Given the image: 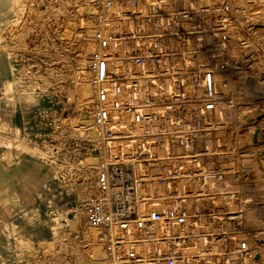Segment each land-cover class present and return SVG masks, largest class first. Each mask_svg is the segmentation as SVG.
Listing matches in <instances>:
<instances>
[{"label":"rangeland","instance_id":"374dc122","mask_svg":"<svg viewBox=\"0 0 264 264\" xmlns=\"http://www.w3.org/2000/svg\"><path fill=\"white\" fill-rule=\"evenodd\" d=\"M100 1L24 0L25 9L20 4L18 7L25 11L14 28L9 27L7 20L2 21L0 14V34H3V43L0 44V108L12 111L7 104L8 95L1 89L4 82L12 81L13 74L4 71L6 59H9L14 64V74L28 86L30 89L28 93L37 99L30 114L31 119L25 125L27 130L22 125L18 111H15L12 121L21 128L20 139L29 140L35 146L44 144L49 149L46 156L30 158L34 162L46 161L51 165L45 179L40 181L37 190H34L36 184L31 175H15L2 160L5 154L12 155L14 159L23 157V153H15L16 150L12 147L16 143L15 135L11 132L6 133L4 148H0V249L2 254L7 256L6 235H13L12 260L17 264H95L91 252L94 245H98L97 260L100 264H107V252L101 242L102 238L90 230L83 219L84 203L95 188L93 169L101 159L108 158L113 151L116 152L119 143V138L113 139L111 135L103 138L101 134H97L91 120L89 125L82 123L86 113L92 114L95 98L93 84L86 77L88 59L84 58L89 56L95 43L91 44L90 49L86 46L91 43L90 41L95 42L97 36L95 31L98 28H100L98 34H101L107 31L111 24V19L105 18L102 12H99ZM233 1L237 5L234 4V9L243 7L263 13H256L257 16L250 14L244 16L243 19L246 20L244 24H249L246 27L236 10L230 6ZM233 1H194V5L202 4L201 7H207L202 9L207 13L206 17L205 14L195 13L192 20V23L196 24L193 29V44L191 46L190 43L187 44L191 58L184 57V60L175 61L176 66L183 69L184 73H180L174 83H171L170 79H163L165 89L161 93L164 101L159 99V103L154 107L160 114L165 104L175 101L177 105L175 123L172 120L171 125L168 119L171 126L170 128L168 126L167 130L179 129L177 135L183 138L182 140L178 138L170 145L178 157V179L168 186L170 190L167 197L172 198L161 200L169 204L175 199L181 205H188L191 211L199 215L194 217L195 220L190 226L193 241L181 247L183 251L188 249V252L194 255L198 252H207L201 256L202 260L199 259L198 264H264L262 250L264 247L255 245L264 242V189L260 188L261 182L249 177L248 170L254 169L247 159L241 160V163L248 169L239 172L237 155L239 147L242 146L238 140L239 133L243 135L245 132L241 131L242 125L245 124L248 114H251L252 108L261 105L259 104L261 99L252 96L250 91H245L240 81L245 79L244 76L250 75L264 80V50L258 40L253 38L252 32L248 33L249 27L257 28L264 23V2ZM83 2L85 4L82 5ZM87 5L88 7H85ZM47 8L49 12L46 11ZM256 22L260 24L257 25ZM24 25L27 26L24 44L16 45L10 32L12 29L21 30ZM89 29L95 34H88ZM258 36L260 40H264V29L259 31ZM179 46L182 47L181 44ZM6 53L10 54L6 56ZM207 69L210 72L205 76L203 70ZM241 76L243 78L240 80ZM132 78L134 77L130 79ZM136 79L134 82L132 79V83L128 82L130 85H126V90L129 91L128 87L135 82L141 86L149 84L146 80ZM141 86L140 88L144 89ZM171 86L175 88L174 96L170 92ZM12 94L16 110L17 87H13ZM125 95L126 101L130 104L137 102L140 97L139 93L129 91L119 94L118 100H124ZM141 95L145 98L147 92ZM207 102L212 103L211 107H206ZM119 104L123 103L120 101ZM116 116H120L119 113ZM167 132L163 131L164 134H168ZM163 139L165 140L161 147L164 151V148L167 149L168 138L165 136ZM221 150L229 153L228 159H218L217 154ZM242 153L248 152L244 150ZM35 167L34 164L30 165L31 170ZM135 175L139 176V171ZM65 185H70L78 193L66 215L71 225L65 237L59 236L56 239V242L63 243L59 246L48 236L44 227L36 223L35 218L27 220L25 217L27 210L33 206L34 209H39V216L36 218L53 220L56 215L55 208L43 206L40 195L36 193L45 187L52 191ZM173 186L180 187L181 197L174 198V195H178L179 189ZM150 187L156 186L150 184ZM161 187L136 188L134 191L136 196L150 197L146 200L147 203L139 201V204H143L138 212L146 205L148 207L161 205L162 201L153 204L150 195L154 189ZM257 235L262 237L258 238ZM18 241H29V248L24 249ZM53 253L55 257L52 256Z\"/></svg>","mask_w":264,"mask_h":264},{"label":"built area","instance_id":"2783aa9c","mask_svg":"<svg viewBox=\"0 0 264 264\" xmlns=\"http://www.w3.org/2000/svg\"><path fill=\"white\" fill-rule=\"evenodd\" d=\"M194 1H100L99 12L113 20L107 31L100 35L97 32L95 45L87 57L86 74L95 91L90 120L97 134L119 138V143L116 152L101 159L93 169L95 188L84 203L83 219L102 238L107 264H198L207 253L201 252L200 258H196L181 248L193 241L190 226L194 217L199 216L188 205L175 199L169 204L161 200L160 206L138 212L139 201L149 197L136 196L134 192L139 186L168 188L178 176V157L173 149L163 152L165 159H158L160 156L155 152L163 135L169 138L170 145L178 138L183 139L176 129L167 130L168 119L171 125L172 120L175 123L176 102H164L168 105L160 114L154 107L159 99L164 101L161 93L165 89L164 80L174 83L184 73L175 61L191 58L187 44H193L196 24L192 20L195 13L205 17L207 13L202 11L207 7L194 5ZM209 72L203 70L205 76ZM131 77L132 82L138 78L137 81L146 80L149 84L142 85L144 89L137 82L128 87L140 94L134 104L113 105L114 97L129 92L126 85L132 83ZM144 92L145 98L141 95ZM170 92L174 96V86ZM211 105L206 103V107ZM163 131H169L170 136L162 134ZM222 151L217 154L218 159H228L229 153ZM138 171L139 176L135 175Z\"/></svg>","mask_w":264,"mask_h":264},{"label":"bare ground","instance_id":"6f19581e","mask_svg":"<svg viewBox=\"0 0 264 264\" xmlns=\"http://www.w3.org/2000/svg\"><path fill=\"white\" fill-rule=\"evenodd\" d=\"M233 1V0H232ZM248 1V0H247ZM261 3L264 2V0H257L256 2H260ZM238 2V0H237ZM244 2V1H243ZM242 2V3H243ZM250 2V1H248ZM245 3V2H244ZM247 3V2H246ZM20 4V6L25 9L24 6V0H0V14L2 16V21L7 20L9 23V27L12 26V28H14V26L18 25L17 23L20 21V19L22 18L23 15V10L22 8L20 9V7H18ZM81 4V3H80ZM85 4L84 2L82 3V5ZM188 4V3H187ZM232 4V5H231ZM235 1L230 3V6H235ZM249 4V3H248ZM247 4V5H248ZM260 4V3H258ZM256 3V5H258ZM264 4V3H263ZM262 4V5H263ZM202 5V4H201ZM245 4H243L244 6ZM255 5V4H254ZM237 6V5H236ZM246 6V5H245ZM249 6V5H248ZM31 6H29L30 8ZM84 7V6H83ZM85 7H88L85 6ZM204 7V6H203ZM254 7V6H253ZM252 7V8H253ZM255 8V7H254ZM259 8V7H256ZM261 8V7H260ZM31 9V8H30ZM205 9V8H204ZM249 8H236L233 10H236L237 15L239 17V19L241 20V22L244 24L246 23L243 19L244 16H247L248 14L250 15H256V13H263V12H256V11H248ZM28 10V9H27ZM78 10V8H77ZM83 10V9H82ZM207 10V9H206ZM261 10V9H260ZM263 10V9H262ZM47 12L48 8L46 9ZM81 11V10H80ZM87 11V10H86ZM89 11V10H88ZM206 12V11H205ZM247 12V13H246ZM58 13V10L56 11V14ZM246 13V14H245ZM53 14H55V12H53ZM236 14V13H235ZM259 15V14H258ZM257 16V15H256ZM262 16V15H259ZM264 16V14H263ZM237 17V16H236ZM254 17V16H253ZM110 18V17H109ZM113 18V17H112ZM112 18L111 21L113 20ZM259 18V17H258ZM263 18V17H262ZM246 19V18H245ZM255 19H257L255 17ZM253 20V19H252ZM261 20V18L259 19ZM264 20V19H263ZM263 22V21H262ZM114 23V22H113ZM84 24V23H83ZM112 24V23H111ZM110 24V25H111ZM221 24V23H220ZM256 24H260L258 22H256ZM247 25L249 24H244V26L247 27ZM255 25V24H254ZM253 25V26H254ZM43 26V25H41ZM227 26V25H226ZM252 26V25H251ZM21 29V27H20ZM91 29V28H90ZM90 29L87 31L88 34L89 33H93L97 35V32L100 30V28H98V30H96L95 32H90ZM264 29V23L260 24V27L257 28H253V27H249L248 28V33L252 32L253 38L255 37L258 42L262 45L261 48L262 50H264V40H260L258 34L259 31ZM262 32V31H261ZM26 33H27V26L24 25V28L21 30H15L12 29V31L10 32V36L12 38V40H15V44L16 45H22L24 44V39L26 38ZM239 34V33H238ZM262 34V33H261ZM100 35V34H98ZM247 35V34H246ZM89 37V35H87ZM91 36V35H90ZM262 36V35H261ZM260 36V37H261ZM85 37V36H84ZM97 37V36H96ZM252 38V36H251ZM3 34H0V44H2L3 42ZM230 41V40H229ZM239 41V40H238ZM91 43L89 45H87L86 47H88L90 49L91 44L95 43L90 41ZM85 43V42H84ZM82 44V43H81ZM85 45V44H84ZM92 49V47H91ZM228 49V48H227ZM260 49V48H259ZM261 50V49H260ZM259 50V51H260ZM77 51V50H76ZM91 51V50H90ZM87 52V51H86ZM10 53H6V56L9 55ZM88 56V55H87ZM87 58V57H84ZM85 60V59H83ZM84 62V61H83ZM252 62V61H251ZM260 63V62H259ZM13 63L9 60L6 59V64H5V73H12V81L11 82H4L3 87L1 88L5 94L8 95V99H7V104L9 107H11L12 111H8L7 109H2L0 108V148H4V142L5 139L7 138L6 133L7 132H11L13 135H15L16 138V143L15 146H12L15 148L16 152L15 153H23V157L22 158H18V159H14L12 155H8L5 154L2 156V160L6 162V165H8V167L10 168V170L12 171V173H14L15 175L19 174V175H25V176H29L31 175L32 180H34L35 184L33 189L37 190V185L39 184L40 181L45 179L46 174L50 171L51 169V165L47 164L46 161H41L42 163H38V162H34L30 157H40V156H46L49 153V149L42 144L41 146H35V144H31L29 140L26 139H20V133H21V128H19L17 125H15L12 121V117L15 113V111H18L19 113V118L22 120V125L24 127V129L27 130V127L25 126L26 124L29 123L30 121V114L32 112L33 107L36 104L37 99L33 96L30 95L28 93V90H30L28 88V86H26L22 81L21 78L14 74L13 71ZM259 66V65H258ZM256 67V66H255ZM82 70V69H81ZM84 70V69H83ZM264 70V69H263ZM262 70V71H263ZM238 71V70H237ZM243 71V70H242ZM253 71V70H252ZM241 72V71H240ZM84 73V72H83ZM82 73V74H83ZM250 73V72H249ZM254 73V72H253ZM85 74V73H84ZM235 74V73H234ZM233 74V75H234ZM232 75V76H233ZM84 76V75H83ZM238 76V75H236ZM3 77V76H2ZM87 77V75H86ZM255 77V76H254ZM252 75H250L249 77L244 76V80H241L243 77H240V82L243 85V89L245 91H250L252 96H257L260 102L259 106H254L252 108L251 114H248V117L245 119V124L242 125V130L241 131H245L243 135H240L239 133V144H241L242 146L239 147V144H237V140H236V144H237V148L239 147V154L237 153V155H239V172L241 173L242 170L248 169V167H246L243 163H241V160H248L249 163L252 166V168L254 170H248L249 173V177L256 179V182H261V186L260 188L264 189V80H260V78H254ZM87 79V78H86ZM233 79V78H232ZM235 79V78H234ZM237 79V78H236ZM235 79V80H236ZM90 81V80H88ZM87 81V83H88ZM28 82V81H27ZM239 82V81H237ZM233 84V83H232ZM240 85V84H239ZM85 86V85H84ZM13 87H17L18 89V107L15 110V105H14V101L12 100L13 98V94H12V89ZM239 87V86H238ZM237 87V88H238ZM239 89V88H238ZM239 91V90H238ZM241 91V90H240ZM242 95V94H241ZM246 95V94H245ZM236 96V95H235ZM239 96V95H238ZM127 95H125L124 100H120L122 103H125L124 101H126L127 99ZM239 98V97H238ZM257 98V99H258ZM116 99V101H115ZM249 99V98H248ZM246 99V100H248ZM252 99V98H250ZM256 99V100H257ZM1 100V99H0ZM243 100V99H242ZM120 101L118 100V96L114 97L113 99V105H118L120 103ZM239 101V100H238ZM237 101V102H238ZM119 102V103H118ZM127 102V101H126ZM255 103V102H254ZM250 105V104H248ZM251 108V105L249 106ZM239 108V106H238ZM91 112V108L88 109ZM88 111V112H89ZM243 112V111H242ZM85 119L83 120V124L84 125H89L90 124V118H91V113H86L85 115ZM89 127V126H88ZM92 127V126H90ZM84 130V129H83ZM82 130V131H83ZM93 130V128H92ZM85 131V130H84ZM83 131V132H84ZM87 131V130H86ZM238 131V130H237ZM247 131V132H246ZM94 132V131H93ZM169 132V131H168ZM167 132V133H168ZM176 133H179V129L176 130ZM238 133V132H237ZM27 134V133H25ZM91 134V133H90ZM162 134H164L162 132ZM86 135V134H85ZM165 136L163 135L162 138H160V140L158 141V147L155 148V152L157 153V155H159V158H164V151H168V148L170 147V140L169 138L166 141V146L167 149L164 148L163 151V147H161V144L163 143V139ZM237 138V137H236ZM235 141V140H234ZM233 141V142H234ZM11 144V143H10ZM234 144V145H236ZM8 147H10L8 145ZM160 149H162L160 151ZM244 150H247V154L242 153L244 152ZM104 151V150H103ZM251 154V155H250ZM95 157V156H94ZM96 158V157H95ZM183 158V157H182ZM237 158V156L235 157ZM98 161V160H97ZM165 160H162V163H164ZM34 164L36 167L34 170L30 169V165ZM83 167H84V163ZM86 164V163H85ZM248 164V163H247ZM81 165V164H80ZM249 165V164H248ZM82 166V165H81ZM53 167V166H52ZM87 169V168H85ZM87 171V170H86ZM250 173H253L252 175H250ZM136 174V173H135ZM244 176V175H243ZM246 178V177H245ZM178 179V178H177ZM257 185V184H256ZM232 187V186H231ZM258 187V185H257ZM173 188H178V195L174 196V197H181V193H180V187L179 186H173ZM32 189V188H31ZM86 189V188H85ZM138 189V188H137ZM143 189V187H142ZM141 189V190H142ZM147 189V187H146ZM145 189V190H146ZM152 190V189H151ZM170 189L165 187L163 188H159V189H154L150 195H151V200H153V204H155V202L161 201V199L163 198H171V196L166 197L167 193H169ZM136 191V189H135ZM143 191V190H142ZM148 192V191H146ZM78 193L77 190L73 189L70 185H65L63 188L59 187V188H54L52 191H50L49 189H47L46 187L38 190L36 195H40L41 197V204L45 207L47 206H51L53 208H55V212L56 215L54 216L53 220H41L39 218H36L37 216H39V209H34L33 206H30V208L27 210L26 212V219L27 220H31L35 218L36 223L41 224L44 227V230H46L48 232V236L52 239H54V241L56 242V239L61 236V237H65V233L68 231L70 225H71V221L70 219H68L66 217V215L68 214L67 212L70 209L71 204L74 202L75 200V196ZM138 193V192H137ZM150 193V192H149ZM148 193V194H149ZM263 193V191H262ZM140 194V193H139ZM141 196V195H140ZM148 197V196H147ZM150 198V197H149ZM30 199V198H29ZM141 202V201H140ZM145 202V201H144ZM147 203V201L145 202ZM143 204V203H142ZM142 204L138 205V208L140 206H142ZM158 205V204H157ZM150 206V205H149ZM153 206V205H152ZM149 208L147 205L145 206V208H143L141 210V212H143L145 209ZM262 209V208H261ZM63 220H65L66 222H63ZM3 221V220H2ZM14 221V219L12 220ZM33 221V220H32ZM15 224V223H14ZM3 228V227H2ZM18 228V227H17ZM21 228V226H19V229ZM18 229V230H19ZM3 230V229H2ZM91 230V229H90ZM94 231V230H93ZM92 231V232H93ZM6 232V231H5ZM16 233V231L14 232V234ZM20 234V233H19ZM47 235V234H46ZM13 236V235H12ZM12 236H10L9 234L6 235V238L8 239V243L6 245L7 249V256H4L2 254V249H0V264H17L12 257V244L14 242V240L12 239ZM15 236V235H14ZM258 236V235H257ZM264 236V235H263ZM262 237V236H260ZM258 236V238H260ZM24 238V237H23ZM29 238V236H28ZM27 238V240H28ZM244 241V240H243ZM255 241V240H254ZM102 242V241H101ZM59 246L63 245V243L60 242H56ZM95 242H92V244H94ZM254 243V242H252ZM18 244L22 245L24 249H28L29 247V241L28 242H20L18 241ZM104 244V243H103ZM250 244V242H249ZM244 245V244H243ZM247 245V244H246ZM255 245L257 246H263L264 247V242H262L261 244L256 243ZM92 246V245H91ZM97 246L98 245H94L93 249L91 250L92 252V259H94L95 264H100V262L97 260L99 258L98 256V250H97ZM252 246V245H251ZM250 246V247H251ZM90 250V249H88ZM264 250V249H262ZM185 251V252H184ZM183 252L187 253L191 256H193L194 254L189 253L188 249H185ZM90 252V251H89ZM52 253V252H50ZM89 254V253H88ZM100 254H103V251L100 252ZM201 253L198 252V254L194 256H200ZM107 255V254H106ZM52 256H54V253L52 254ZM263 256V255H262ZM55 257V256H54ZM103 257V255H102ZM108 257V256H107ZM106 257V259H107ZM91 258V257H90ZM259 263V262H258ZM92 264V263H91Z\"/></svg>","mask_w":264,"mask_h":264}]
</instances>
